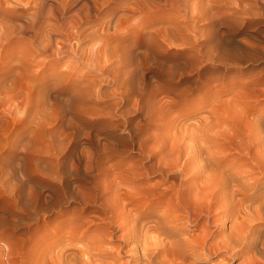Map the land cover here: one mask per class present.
<instances>
[{"label":"rangeland","instance_id":"374dc122","mask_svg":"<svg viewBox=\"0 0 264 264\" xmlns=\"http://www.w3.org/2000/svg\"><path fill=\"white\" fill-rule=\"evenodd\" d=\"M258 39L264 0H0V264L92 221L95 186L153 165L175 120L235 155L264 124L239 109Z\"/></svg>","mask_w":264,"mask_h":264},{"label":"bare ground","instance_id":"6f19581e","mask_svg":"<svg viewBox=\"0 0 264 264\" xmlns=\"http://www.w3.org/2000/svg\"><path fill=\"white\" fill-rule=\"evenodd\" d=\"M257 49L262 60L261 39ZM239 107L244 114L264 108V77L245 83ZM260 119L249 121L243 131L245 142L236 144L235 155L219 149L226 140L224 131L175 120L151 147L153 165L142 169L134 165L127 176L114 175L95 186V218L86 223L74 218L72 223L79 224L65 236L48 240L40 251L35 247L31 261L187 264L191 257L193 261L216 259L213 264L235 260L264 264V124ZM152 172L159 175L154 181Z\"/></svg>","mask_w":264,"mask_h":264}]
</instances>
